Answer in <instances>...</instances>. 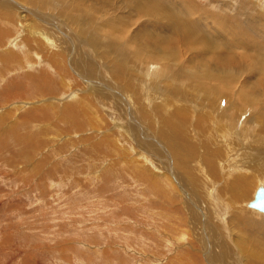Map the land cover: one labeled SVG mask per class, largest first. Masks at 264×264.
<instances>
[{"label": "rangeland", "instance_id": "1", "mask_svg": "<svg viewBox=\"0 0 264 264\" xmlns=\"http://www.w3.org/2000/svg\"><path fill=\"white\" fill-rule=\"evenodd\" d=\"M263 10L264 0H0V264H264V214L248 206L264 185V74H205V56L186 49L199 39L141 18L181 13L223 47L232 35L219 33L242 18L264 61ZM159 34L167 57L177 45L173 60L145 53L163 52ZM241 106L236 128L257 127L253 140L216 119ZM251 170L250 195L234 198Z\"/></svg>", "mask_w": 264, "mask_h": 264}, {"label": "bare ground", "instance_id": "2", "mask_svg": "<svg viewBox=\"0 0 264 264\" xmlns=\"http://www.w3.org/2000/svg\"><path fill=\"white\" fill-rule=\"evenodd\" d=\"M27 2H29V0H26ZM32 2H33V0H31ZM15 3V2H14ZM262 3V2H261ZM29 4V3H28ZM31 4V3H30ZM259 4V3H258ZM15 5H17V4H15ZM18 5H21V4H18ZM32 5V4H31ZM260 5V4H259ZM261 6V5H260ZM23 8V7H22ZM23 9H25L26 10V8H23ZM29 9V8H28ZM259 9V8H258ZM261 9V8H260ZM31 10V9H30ZM27 11V10H26ZM264 11V10H263ZM261 12V11H260ZM33 13V12H32ZM264 13V12H263ZM24 14V13H23ZM255 14V13H254ZM262 14V13H261ZM36 15V14H35ZM230 15V14H229ZM260 15V14H259ZM25 16V15H24ZM34 16V15H33ZM219 23L218 24H225L226 22H227V20H226V15H221V14H219ZM246 16V15H245ZM256 16V15H255ZM263 16V15H262ZM26 17H28V16H26ZM36 17H37V15H36ZM156 18V19H158L159 21H160V23H162V24H165L166 25V27H167V29L168 30H172L173 32H174V34H177V33H184L185 34V32H187L189 35H190V38H189V40L191 41V40H193V39H199V41L198 40H196L195 42H193V43H187L188 45L186 46V45H184V46H186V49H187V51L188 50H190L191 52H196V48H198V50H199V53H202L204 56H205V61H207L206 59H213L212 60V62L211 63H213L214 62V60H216V62L214 63V64H212V65H210V66H207V65H204V63L203 62H205L204 61V59H202L199 63H200V65L203 67V72L205 73V74H209L210 76L212 75L213 76V74L214 73H216V72H218V69L219 68H224L225 70H227V71H230V70H232L231 72H234V73H239V72H243V73H254V72H257L258 74H264V61H263V59H262V57L259 55V54H261V50H260V48H261V44H259V46H257L256 45V41H255V39H254V37L255 36H251L250 34H247L245 31H243L241 28H240V26H241V23L243 22L242 21V18H241V20H239L237 17H233V19H234V23L232 24V23H230V24H228L227 25V27L225 28H223V31L224 32H221V33H219V35H227L226 37H230L231 35H232V40L230 41V42H228V43H224V45H225V47H223V45L221 44V42H217L216 40L217 39H214L213 37L211 38L212 40H210L207 36H206V31L205 30H202L203 28V26L200 28V24H198V23H196L195 21H191L190 19H188V17L186 16V15H183V14H181V13H177V12H173V11H168V12H165V13H159V12H152V13H150V14H148V15H145V16H143V17H141V18H145V19H147V18ZM251 17V16H250ZM261 17V16H260ZM25 18V17H24ZM28 18H30V17H28ZM40 18V17H39ZM255 18V17H254ZM7 19V18H6ZM49 19V18H48ZM3 20H5V19H3ZM11 20V19H10ZM25 20H28V19H25ZM8 21V20H7ZM150 21V20H149ZM197 21H199V20H197ZM230 21V20H229ZM254 21V20H253ZM252 20H251V22L252 23H254ZM200 22V21H199ZM202 22V21H201ZM200 22V23H201ZM208 22V21H207ZM231 22V21H230ZM248 22V21H247ZM250 22V21H249ZM7 23H9V22H7ZM30 23H32V22H30ZM203 23V22H202ZM27 24V23H26ZM33 24V23H32ZM49 24V23H48ZM258 24V23H257ZM233 25V26H232ZM33 26V25H32ZM12 27V26H11ZM14 27V26H13ZM13 27H12V29H13ZM16 28V27H15ZM206 28V27H205ZM204 28V29H205ZM59 31V30H58ZM23 32V31H22ZM139 34V33H138ZM141 36H143V35H141ZM149 36V35H148ZM147 36V37H148ZM166 36H162V35H158V36H156V38H157V40L155 41V37L154 38H151V40H152V42L156 45V47L158 46V48H161L160 46L161 45H163V43H168L167 41H166V39H164ZM177 37V36H176ZM179 37V36H178ZM180 37H182V36H180ZM179 37V38H180ZM196 37V38H195ZM2 38V37H1ZM138 38V37H137ZM144 38V37H143ZM186 38V37H185ZM174 39H175V37H174ZM173 39V40H174ZM22 40H24V39H22ZM141 41H143L142 39H140ZM179 40V39H178ZM182 40H183V42H184V40H186V39H183L182 38ZM0 41H1V39H0ZM169 41V40H168ZM151 42V43H152ZM182 42V41H181ZM174 43V42H173ZM185 43V42H184ZM185 43V44H186ZM140 44H142V43H140ZM175 44V43H174ZM173 44V46H174V48L172 49V50H170L169 52H170V54H169V56L168 57H170V58H172L171 60H173V56H174V54L176 55V49H177V45H174ZM182 44V43H181ZM32 45V44H31ZM183 45V44H182ZM143 46V44L142 45H139V47L138 48H141ZM137 48V49H138ZM150 49V48H152V46H151V44H147V45H145V46H143L142 47V49ZM157 48V49H158ZM162 49H164V50H162ZM228 49H230V50H232V52L230 51H227ZM160 50V52H161V50L163 51L162 53H157V54H152L151 52H150V50H146L145 51V53L146 54H148L149 55V57H151V58H154V57H157L159 54H161V57H166V58H168L167 57V54L166 53H164V52H167V51H165L166 50V46H163L161 49H159ZM252 50V51H251ZM10 51V50H9ZM8 51V52H9ZM190 51H189V53H190ZM251 51V52H250ZM7 52V53H8ZM197 53V52H196ZM178 54V53H177ZM198 55V54H197ZM13 56V55H12ZM9 57V56H8ZM178 57V56H177ZM202 57V56H201ZM200 57V58H201ZM158 60V59H157ZM199 61V60H198ZM66 63V62H65ZM125 66V65H124ZM127 67V66H126ZM207 67V68H206ZM124 70V67L122 68L121 67V65H120V69L118 68V71L120 72V70ZM167 70H169L170 71V69L169 68H166ZM130 70V69H129ZM133 70V69H132ZM165 71V70H164ZM164 71H163V73H164ZM123 73V72H122ZM168 73V72H167ZM200 73V72H199ZM206 79H208V78H206ZM93 83V82H92ZM97 84V83H96ZM216 84H212V90H210L211 92L212 91H214V92H218V90H221V88H224V86H215ZM98 89H99V87H98ZM101 89H103V88H101ZM227 89V88H226ZM225 89V90H226ZM231 89V88H230ZM228 90H229V88H228ZM221 92H222V94H223V91L221 90ZM225 92V91H224ZM226 93H229L228 91L226 92ZM230 94V93H229ZM232 94V93H231ZM247 93H245V92H241L238 96H239V98H238V100L237 101H243L246 97H247ZM176 96V95H175ZM227 96V95H226ZM229 96V95H228ZM164 97H165V99H166V96L164 95ZM184 97V96H183ZM252 97L253 98H255V96H253L252 95ZM177 99H178V97H176ZM164 99V98H163ZM168 99V98H167ZM167 99H166V101H167ZM180 99V98H179ZM80 100V99H79ZM78 102H81V100L80 101H78ZM176 102H180V100H176ZM193 102V101H192ZM236 102V101H235ZM166 103H168V102H166ZM237 103V102H236ZM75 104V103H74ZM82 104V103H81ZM176 104V103H175ZM175 104H174V108H175ZM194 104V103H193ZM238 105H240V103L238 102L237 103ZM79 105V104H78ZM84 105V104H83ZM176 105H178V104H176ZM237 105V106H238ZM85 106V105H84ZM193 106V105H192ZM83 107V106H82ZM171 107V106H170ZM178 107V106H177ZM177 107L175 108V109H177ZM82 109V108H81ZM81 109H80V111H81ZM174 109V110H175ZM187 108H186V106H184L183 107V111H185ZM241 109V110H240ZM239 109V111H234L233 109H231L230 111L231 112H225V110L223 111V110H220L218 113H217V116H216V119H217V121L218 122H220V125L222 126V125H225V126H227V128H225V129H231L232 131V133L233 132H236V133H239V136L238 135H236V136H238V137H236V138H238V139H240L241 137H242V135L244 136V139H246V137H247V135L249 136V137H251L252 138V140H253V137H252V135L253 134H251V132L252 131H258L257 129H255V128H257V127H253V125H250L249 124V122H248V125H247V130H246V128L244 127V126H242L240 129H237L236 128V122H240V119H241V117L243 118V115L245 114L244 113V109H243V107L241 106V108ZM92 110V109H91ZM166 110V109H165ZM178 111V110H177ZM180 112V113H184V112ZM189 111V110H188ZM84 112V111H83ZM88 112V111H87ZM168 112V113H167ZM205 112L206 111H203L202 112V114H205ZM166 115H167V118L169 119V121H170V123H171V121H172V115H171V113L169 112V111H167L166 110ZM187 113V112H186ZM239 115V119H236V115L237 114ZM202 114H200V115H202ZM210 114V112L208 111V113H206V115L205 116H203L202 118L204 119L206 116H208ZM87 115V114H86ZM245 116V115H244ZM256 116L254 115H252V116H249V118H248V120H246V121H250V119L251 118H255ZM147 118V117H146ZM209 118V117H208ZM208 118H206V122H207V120H208ZM245 120H243V123H245ZM190 121V120H189ZM263 121H264V117H263ZM262 121V122H263ZM188 122V121H187ZM199 123V122H198ZM257 124V123H256ZM263 124H264V122H263ZM153 125V124H152ZM192 126H193V124H192ZM188 127V126H187ZM204 127V126H203ZM184 128V127H183ZM196 128L197 129H202V127L200 126V124H197V126H196ZM180 129V128H179ZM191 129V128H190ZM222 129V128H221ZM181 130H182V128H181ZM184 130H186V129H184ZM237 130H240V131H243V130H246V131H243L242 132V134H240V132H237ZM177 131V130H176ZM195 131V130H194ZM201 131V130H200ZM225 131V130H224ZM224 131H222V132H224ZM225 132H227V131H225ZM178 133V132H177ZM189 133H191V132H189ZM196 133V132H195ZM235 133V134H236ZM264 133V132H263ZM181 135H182V132L180 133ZM224 134V133H223ZM222 134V135H223ZM224 136V135H223ZM225 136H228V135H225ZM230 136V135H229ZM253 136H256V135H253ZM230 138H231V136H230ZM256 139V138H255ZM223 141V140H222ZM184 142V141H183ZM188 142V141H187ZM255 142H257V141H255ZM185 143H186V141H185ZM215 143V142H214ZM257 143H259V142H257ZM112 144V143H111ZM192 143H189V145H191ZM196 144V143H195ZM226 144V143H225ZM239 144V143H238ZM260 144H264V139L263 140H261L260 139ZM235 145H237L236 143H235ZM257 145V144H256ZM223 146V145H222ZM226 146H227V144H226ZM247 146V145H246ZM187 147V146H186ZM216 147V146H215ZM244 147H245V145H244ZM246 148H248L249 149V147H246ZM203 149V148H202ZM229 149H231L230 148V146H228V148L226 149V150H229ZM123 150V149H122ZM204 150V149H203ZM232 150V149H231ZM193 151V150H192ZM224 151V150H223ZM252 151V150H251ZM220 152V151H219ZM191 153V152H190ZM226 153V151L223 153V155ZM199 154H201V152H199L198 153V151H193L190 155L191 156H193V158H195L196 159V163H198V159H200L199 158ZM203 154V153H202ZM251 155H246V158H254V156H256V155H260V153H256L255 155L251 152L250 153ZM213 155V154H212ZM208 156V158H210V160L212 161L213 159H212V157H214V156ZM184 156V155H183ZM183 156H181V158H182V160L180 161V162H184L183 160H185L184 158L185 157H183ZM202 156V155H201ZM221 156V155H220ZM169 157V156H168ZM217 157V156H216ZM215 157V158H216ZM244 157V156H243ZM174 158V157H173ZM223 158V157H222ZM221 158V159H222ZM169 159V158H168ZM171 159V158H170ZM202 159V158H201ZM217 159V158H216ZM225 159V158H224ZM244 159H245V157H244ZM251 159V160H252ZM174 160V159H173ZM223 160V159H222ZM175 161V160H174ZM195 161V160H194ZM218 161V160H217ZM176 162V161H175ZM214 163V162H213ZM238 163V162H237ZM182 164V163H181ZM210 164V163H209ZM208 163L206 164L207 166L209 165ZM215 164V163H214ZM204 165H205V163H204ZM213 165V164H212ZM211 165V166H212ZM262 166H263V169H264V159H263V164H261ZM216 167V166H215ZM203 168H206L205 166L203 167ZM209 168V167H208ZM213 168V167H212ZM216 169V168H215ZM195 170V169H194ZM204 170H209V169H204ZM254 170V169H253ZM212 172V171H211ZM211 172H209V173H211ZM234 172V171H233ZM246 172H249V171H246ZM215 174H217V173H215ZM229 174H231L232 175V172H229ZM248 174H243V177H244V179H243V181L245 182V185L242 187V188H240V189H235L233 192H232V195H233V197L234 198H237L238 196H241V197H243L242 196V191L245 189V191H246V193H251V190H252V187H253V184L254 183H256V176H258L257 174H255V172L254 171H252L251 170V172H250V176H247ZM173 179H174V182L176 181L175 180V178H174V176H173ZM258 179L260 180V181H262L263 179H264V177L263 176H258ZM168 181H171V180H168ZM171 183V182H170ZM230 183H232V182H230ZM172 184V183H171ZM255 185V184H254ZM259 185H262V183L261 184H258V185H256V188L259 186ZM250 193H249V195H250ZM248 195H246L245 194V198L247 197ZM234 201H235V199H234ZM236 202V201H235ZM212 206L214 207V204H212ZM248 206L249 207H251L252 209H255V210H257L258 212H260V213H263L264 214V211H261L260 209H257V208H255V207H252V206H250L249 204H248ZM240 210V212H243L242 211V208H240L239 209ZM246 222V221H245ZM233 224V223H232ZM248 224V223H247ZM234 225V224H233ZM254 227H256V226H254ZM252 228V227H251ZM227 234V233H226ZM242 236V235H241ZM245 236V235H244ZM205 247V246H204ZM208 249V248H207ZM256 261V260H255ZM258 264V263H257Z\"/></svg>", "mask_w": 264, "mask_h": 264}, {"label": "water", "instance_id": "3", "mask_svg": "<svg viewBox=\"0 0 264 264\" xmlns=\"http://www.w3.org/2000/svg\"><path fill=\"white\" fill-rule=\"evenodd\" d=\"M252 207L264 211V185H259L254 193L253 198L248 202Z\"/></svg>", "mask_w": 264, "mask_h": 264}]
</instances>
